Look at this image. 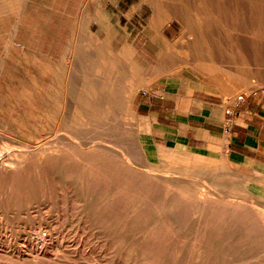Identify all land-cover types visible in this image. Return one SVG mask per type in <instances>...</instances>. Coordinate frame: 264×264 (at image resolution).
<instances>
[{
	"label": "rangeland",
	"instance_id": "1",
	"mask_svg": "<svg viewBox=\"0 0 264 264\" xmlns=\"http://www.w3.org/2000/svg\"><path fill=\"white\" fill-rule=\"evenodd\" d=\"M95 1L97 2L95 3ZM95 1L93 0L91 2V0H83V1L82 0H25V3L23 4V0H20V2L19 0L18 1L0 0V13L3 14L12 13L11 16L0 18V57L2 58V59L0 58V130H2L1 132L4 133L5 135V137H3V139L5 140L2 139L3 141L2 147L4 146L3 147L4 149L8 148V150L6 149L7 156H12L11 152L17 150L21 146L19 140L22 141L24 140L23 142L33 141L38 145H42V146L45 145V147H47V144H49L48 146L53 152H55L56 149H61V152L62 153L64 152V154H61L60 150H58L56 151L58 155L53 158L54 160L52 159L49 163H46L45 166L43 163L40 165L42 167L43 172H45L48 175H52L54 177L56 183L53 187L55 188V191L58 193H59V189L64 187V185L62 184V180L65 182L70 181L72 185L69 184V187L71 188L76 187V189L78 190L80 188L83 191H85L87 188L97 189L95 185L87 186L83 184L80 187V185H78L79 183L77 182L79 180V176L83 174V178H82L83 181L84 179H87V174L89 171L86 168H89V166H90L89 169L93 170L94 172L97 171L98 173L99 171L100 173L108 172L106 168H103L101 166V164H105L108 159L118 160L119 151H120L119 147H122L125 150L127 148L129 150V160L133 167V171H134L133 173L135 174L142 172L141 167L146 162L150 164H155L154 163L155 158H159L160 165H156V166L160 168H162L163 166L164 168H166L170 164L169 162L171 161H178L181 164H184L185 163L184 161H190V160H199V161L208 162L210 163L211 167L205 168L201 174L204 175L206 172H211L212 177H216L215 174L216 175L218 174V176L223 174L221 173L222 171H219V165H223L224 167L226 166L223 172L224 173L229 172L228 173L229 177L227 176V178H229V181H231L233 177H236L238 179V180L236 179L238 183L230 185V184H224V182H222L219 185L212 186L211 184L208 185L206 183V179L204 177H199L196 179V183L184 182L175 187L171 185L168 186L169 188L177 189L178 191L182 192L181 194L182 196L185 194L184 197H189V198L195 196L196 194L195 191L199 188L200 189L209 188L213 190L215 189L217 193L229 189L230 190L237 189L239 190L238 193L232 194V196L237 198L239 197L244 198V200H241L239 202L241 206L245 207L244 221L251 220L252 222H257V223L262 222L261 225H264L263 223L264 222V167H257V165H253V164L248 165L249 162L248 163L233 162L228 158H226V156L225 157L223 156L214 157V156H205V155L199 156L196 154H192L191 152L192 150L186 151L182 149L179 150V149L161 148L160 146L154 144L150 139V137H148L143 132V130L139 128V124H138L139 114L137 113L138 102L142 97L141 93L144 90H146L142 85H144L145 83H149L147 84V86H149L150 84L162 83L166 80L167 81L177 80V82L180 83L179 85H184V87L186 86L187 88L188 86L191 87V94L189 95H192L194 97L205 95L206 99L217 100V101H220L224 98V101L222 100L223 102L222 106L224 105L226 100L229 99L234 100L236 97L233 96H236V94L237 96H239L240 92L242 91L244 94V89H248L247 87H250V85L252 87L257 85L256 86L257 90L256 92H254L255 95L252 94L250 96L252 98L250 99L257 98L262 102V104H264V84H261L264 81V50H263L264 43L262 41L264 40V37H262L264 36V23H263L264 0L261 1L252 0L253 3L249 2L250 0H240V1L229 0L228 2L232 3V4L230 3V6L227 0H222V3L221 0L218 1L213 0L214 2L212 0H209L208 3H207L208 0H205L207 4L205 3V1H203L204 3L203 5H201L202 9H204L205 11L201 10L200 0H191V1L187 0V2L185 0V3L183 0H179V1L173 0L174 1L173 9L171 8L172 6H170L168 10L166 9V13H164L165 15H161L162 12L160 11L158 12L161 14L157 15L158 13L156 12L157 10L155 9L153 10L148 0L145 1L95 0ZM168 1L172 2V0H168ZM215 1L219 5H217ZM223 1L225 2V5H227L224 7L225 9L222 8V5L224 3ZM242 1H244L243 5L241 3ZM181 2L183 4H181ZM189 2L192 4H190ZM194 2L197 4V7L194 6L195 4ZM211 2H213V5ZM175 3L177 4L175 5ZM187 3H189L190 5ZM82 4H85L83 6L84 9H82L81 7ZM98 4L100 5L99 7ZM179 4L183 5V7L180 6ZM233 4H236L234 6H236L237 9L236 7L233 6ZM246 4L248 5L250 4L249 6L252 7L249 8V6H247ZM13 5L16 6L15 7L16 11L6 10L7 7ZM215 5H217L218 8L214 7ZM184 6L187 7L186 9L188 12L186 11ZM199 6L200 9L198 8ZM253 6H255L254 7L255 9L253 8ZM195 7L198 9L194 10L196 9ZM260 7L262 10L260 9ZM179 9H180V14H174V12L179 13ZM216 9L217 10L220 9V10L216 11ZM81 10L83 11L82 14L84 13L83 16L85 18L88 16L89 18L87 17L88 19L86 18L85 20V18L82 16L83 18H81L80 20L83 19L82 20L83 23L80 22L79 25L81 24L82 25L79 26L80 29L77 28L79 32L76 30V32L74 33V37L76 36L77 39L75 38L73 40L72 35L74 31L75 18L79 16ZM171 10H173V12H171ZM212 10L214 11L213 14H212ZM250 10L252 14H248ZM254 10H257L258 12L257 11L253 12ZM16 12L17 14L20 13V15L24 13V16L19 15L17 17L13 15L16 14ZM181 12H184V14ZM168 13L170 14L173 13L174 15L172 14L171 18L172 17L175 18H172V20L170 21L169 20L170 17H168L169 15ZM217 13H219V15H217ZM181 14H182V18H181ZM207 14L208 16H206ZM249 15L251 16V20H249L250 19ZM151 16H153L154 18ZM162 16L163 18L168 17V20L165 18V21L168 22L163 27V33L165 34L163 35L165 37L163 40L153 41L150 37L151 36L150 28L153 26L156 19L160 17L162 18ZM201 18L203 20V23L201 24L202 29L201 26L200 28L196 27L198 23L202 22L201 20L199 21V19ZM258 20H261V22L259 21L260 22L259 23ZM68 21L70 22V24H67ZM253 21L256 23H254ZM211 22H214V24ZM209 23H211L212 25L211 28ZM150 24L152 26H150ZM14 25H16L17 29L15 28ZM223 25H225V28L227 29L223 30L224 28ZM215 26L216 27L218 26V28H216ZM257 27L261 29H258ZM13 28H15L14 30L15 33L14 32L11 33ZM207 28L208 29L210 28L209 29L210 31ZM108 29L110 30L108 31ZM33 31H35V37L38 35L37 36L38 38L36 37L34 42H33V35H34ZM77 32L80 33L81 36L80 34L78 35ZM196 32L199 34H197ZM200 32L203 33L201 34ZM255 33H257L258 35ZM82 34L85 38L82 36ZM89 34H93L94 36ZM107 35L108 37L110 35V37L107 38ZM112 36L115 38H112ZM193 39L194 40L196 39L195 42L198 40L197 41L198 43L192 42ZM199 39L201 43L199 42ZM257 39H259L263 44L262 43L260 44V41ZM90 40H91L90 42L91 44L89 43ZM97 40L99 42H97ZM254 40L257 41L255 42ZM10 41H12V43ZM85 41H87L86 42L87 44L85 43ZM176 41L178 44L176 43ZM101 42H103V44ZM172 42L173 43L175 42V44H173ZM99 43H101L103 46L101 44L99 46L98 45ZM188 43L191 45L193 44V46L195 45V47L193 46L190 47L191 45H188ZM89 44L92 46H90ZM181 44H184L185 46L184 45L181 46ZM74 45H77L76 46V48H78L77 50L74 47ZM83 45L84 46L87 45V46L84 47ZM88 45L90 46V49L88 48L89 47ZM95 45H98V47L101 48L100 49L101 51L100 50L99 51L102 52L105 56L100 52L98 53L97 50L99 48L97 46L96 48H94ZM175 45L178 46L175 47ZM197 45L199 46V49ZM203 45L205 46L204 48ZM261 45L263 46L261 47ZM5 46L6 47L8 46L7 48L8 50L4 48ZM81 46L87 49H83ZM168 47H169V52H168ZM170 48L173 50H170ZM175 48L176 49L178 48L179 51L177 50L178 52H175L176 51ZM73 49L75 50L76 53L74 52ZM131 49L133 50L134 55L136 53L135 56L134 55L132 56V51H130ZM87 50L88 52H86ZM71 51H73L74 54L78 53L77 56L76 55L74 56L73 52ZM109 51L110 53L111 52L113 53V57L118 58L119 60L118 63H114L112 59L105 58L107 57V55H110ZM117 51L119 53H117ZM182 51L183 52L188 51L186 52L187 55L189 51L191 52L189 56L182 55L191 58L192 61L190 59L189 60V62L191 61L190 63L189 62L187 63V61L181 62V60L177 58L178 57L177 54L179 52L182 53ZM6 52L7 54L8 53L9 54L7 55ZM126 52L129 53L127 54ZM181 53L179 54L181 55ZM193 53L195 55H197L198 53V55L197 56L191 55ZM199 53H201L202 55ZM208 53H210L211 55ZM118 54L119 56H122V58H119ZM158 54H160V56ZM79 55H81V57ZM93 55L96 56L94 57ZM175 55L176 57H174ZM203 55L205 56V58L201 57ZM4 56L5 58H3ZM74 57L75 58L78 57L77 59L79 58L80 59L75 60ZM129 57L132 59L136 58V61L137 60L138 61L133 64ZM200 57L202 61L200 60ZM193 58H196V60L195 59L193 60ZM244 58L246 61H244ZM67 59L69 61H67ZM121 59L126 60V62H124L125 64H123V61ZM161 59L163 61H160ZM177 59L180 61L181 64L178 63ZM101 60H103L104 63L101 62ZM64 61H67V64ZM108 61L110 62L111 65L114 63L113 67L109 63L107 65ZM194 61L195 63H192ZM185 62L187 64H185ZM197 62L200 63L199 65L203 69L197 67L198 66L196 65ZM209 62H211V64L213 65L211 66ZM100 68L102 69L100 70ZM128 68L129 69L131 68L133 73L132 72L129 73ZM33 70L35 71L33 72ZM69 70H71V72ZM133 70L136 71V77L138 75V77L140 76L139 78L141 79L146 78V80L149 81L146 82V80L144 79H143L144 83L142 80L140 81L139 78L135 77ZM245 70L247 72H245ZM100 72H102L103 74ZM113 72H115V75ZM211 72H213V74H211ZM116 74L118 77L116 76ZM244 74L246 76H244ZM68 75L69 77H67ZM217 75L221 79H217L218 77ZM249 75L250 76L252 75L251 76L252 79ZM97 76H99L98 79H96ZM226 77L231 79V81L232 80L233 81L229 83ZM244 77L245 80H247L248 82L250 80L249 83L248 82L246 83L245 81L246 86L244 85ZM131 79L133 84L132 82L128 83ZM224 79H226V81ZM138 80L142 83H140ZM223 80L224 82H222ZM254 81L256 84L255 83L253 84ZM126 82L128 84H126ZM225 82H227V84L230 85H227ZM136 83L139 85V87ZM231 83L233 87L231 86ZM224 84L230 87L226 89ZM247 84L249 85L247 86ZM129 85H132V87H134L135 89L133 93L134 96L132 95V98L129 97L128 95L129 90L127 87L131 88V86ZM49 87L51 88L52 91L49 89ZM233 88L235 89V91H233L234 90ZM239 88L240 89L244 88V89L240 91ZM27 89L30 91H28ZM30 93L32 94L30 95ZM48 93L50 94V96H47ZM88 94L92 96V98L91 97L87 99L84 98V97H88L89 96ZM222 94H226V95L229 94V95L226 96ZM243 94L241 93L240 95ZM123 95L124 96L126 95L125 98ZM230 95L231 97H229ZM24 96L26 97V99ZM95 97L97 99H95ZM122 97L124 100L122 99ZM129 98L133 100L131 99L129 100ZM88 100L90 103L88 102ZM128 100L130 102H128ZM247 100L243 102L244 108L246 107ZM94 101L96 102L93 104ZM27 102L29 103L27 104ZM44 102H47V104H45ZM85 102H86L85 104L86 106L84 105ZM127 102L130 105H127L128 104ZM231 102L232 100L229 101L230 104ZM243 103H241L237 107H233L232 110H230L231 112L230 116L236 114L242 107ZM87 104L89 106H87ZM91 104L93 107L91 106ZM126 106H128V109L125 110V108H127ZM92 109L93 110L95 109L94 110L95 112L92 113L93 111ZM226 109L229 108H224V111H226ZM38 110L40 111L38 112ZM103 111H106L108 114L104 113ZM125 111L126 112L128 111L126 116L124 114H121L122 112L124 113ZM37 114L38 115L40 114L41 116L40 115L38 116ZM92 114H95V119L93 117L94 115ZM129 115H131V117ZM123 116L125 117V119L123 118ZM225 116L228 115L226 114ZM230 116H228V118H226L225 120L227 123H232V120H229ZM128 117H130L129 118L130 121ZM118 133H120V135ZM121 135L122 137H120ZM22 141L20 142L23 143ZM7 145H9V147ZM105 145L106 146L109 145L107 147L111 146L110 150L113 153V155H108L107 157L106 155H104V153H101L102 152L101 149L105 148ZM98 147L100 148L101 151L99 150ZM87 149H92V150L86 151ZM140 150L141 152L142 150L144 152H146L147 150L151 151L152 155L150 156L149 160L145 161L144 153L141 154ZM66 153L68 154L66 155ZM14 154H16V152ZM60 154L62 156H60ZM88 154L91 156H89ZM77 155L79 158L77 157ZM60 158L62 162L60 161ZM63 159L65 160L63 161ZM80 159H83V161H79ZM82 163L85 164L87 167L84 168ZM214 164L216 165L213 166ZM46 165L47 166L49 165V169ZM63 165L64 167L65 166L66 167L64 168ZM217 167L218 169L216 170ZM32 169L35 170L34 167H32L31 170ZM69 172L71 173L67 174V177L69 175L73 178L72 180L71 179L68 180L70 178L68 177L66 181L63 179V175ZM120 172H122V170L118 169V174H120ZM223 175H222L223 180L220 177H217V179L224 181ZM184 178L188 179L189 177L188 175H185ZM121 179L122 178H120V182L118 185L115 183L116 188L123 187L122 185L123 180ZM134 181H136L135 177H134ZM136 186L138 185L136 184ZM141 188L145 189L146 186ZM187 191H189V194H186ZM167 194H171V193L167 192L163 194H158V196L159 195L162 196V199L165 202L164 204L170 205L176 200L174 199V197ZM218 195L224 196L223 194H218ZM212 197H216V196L212 195ZM245 198L247 199L245 200ZM178 202L187 203L186 200L185 201L179 200ZM189 203L194 204V207L191 211L184 209L185 212L187 213H202V212L210 213V211L212 212L215 211L212 209L213 207L216 206V204L229 205L227 204V202L220 203L215 201H210L207 203L195 201ZM231 203L237 204L238 202L232 201ZM85 204L93 205L95 203H93V201L90 199L87 200ZM203 205H207V206L209 205V209L206 208L203 209ZM61 212L62 209H60V207L58 206L56 199L50 197L48 198L45 194L43 195L41 192L34 193L32 199L31 198H25L20 200L17 199V201L15 202V206H12V204L9 205L4 220V227H5V237L3 238L4 257L2 262H0V264H31V263L47 264L48 260H49L48 262L49 264L50 263L51 264H67V263L68 264H128L130 259L131 261L133 260V256L131 257V256H119L114 254H108V252L105 249L111 246V243L115 242L114 240L111 239L112 237L106 238L105 236H100V235L98 236L97 233L98 231L97 232L95 231L96 226L92 225L89 222L86 223L84 222V220H79V217H77L78 220L77 218L73 219L71 218V216L68 217L67 215L65 218H61L60 216ZM179 212L181 214L185 213L183 211H179ZM229 212H232V210H230ZM52 214L57 215V218H55L54 221L52 220L50 221L47 219V216H50ZM191 215L188 216V218L184 216L182 220L189 222H199L202 220L204 221L210 219L213 220V218H207V217L197 218V216L195 217V215L192 216ZM231 219H235V218H231ZM225 220H228V218L226 217ZM82 225L84 226V228ZM40 228L49 229V232L51 233L50 237L46 239L44 238L45 240L44 239L41 240L42 238H39L38 236L36 238L33 232H35V230L37 231ZM249 236H256V233L254 234L252 233ZM257 237L260 239L259 240L260 245L258 249L260 256L258 260L261 262V264H264V226L261 227L260 230L257 232ZM258 251L251 250L250 252L254 254ZM46 252L47 254H45ZM36 254L38 255V257H36L37 256ZM41 255L42 257H40ZM51 259H53L54 261ZM55 259H57V261L60 263H58Z\"/></svg>",
	"mask_w": 264,
	"mask_h": 264
},
{
	"label": "bare ground",
	"instance_id": "2",
	"mask_svg": "<svg viewBox=\"0 0 264 264\" xmlns=\"http://www.w3.org/2000/svg\"><path fill=\"white\" fill-rule=\"evenodd\" d=\"M16 1V0H15ZM18 1V0H17ZM25 3V0H23ZM83 1V0H82ZM93 0H91L92 2ZM95 1V0H94ZM100 1V0H99ZM145 1V0H142ZM150 2V5L152 6L153 10H157L156 12L160 11L161 13H157V15H165L164 13H166V9L168 10V8L170 6H172L171 8L173 9V5H174V1L172 0V2L168 1V0H148ZM179 1V0H178ZM185 3V0H183ZM182 1V2H183ZM191 1V0H188ZM203 1L205 0H200V6L203 5ZM213 1V0H212ZM218 1V0H216ZM215 1V3H216ZM229 0H227L228 2ZM240 1V0H239ZM254 1V0H253ZM252 0H250L249 2L253 3ZM258 1V0H257ZM261 1V0H260ZM12 2V1H11ZM20 2V0H19ZM97 1H95L96 3ZM181 2V4H183ZM187 2V0H186ZM209 2V0L207 1V3ZM214 2V1H213ZM213 2L212 5H213ZM220 2V1H219ZM224 2V1H223ZM238 2V1H237ZM242 1V5H243ZM256 2V1H255ZM254 2V3H255ZM10 3V2H9ZM124 3V2H123ZM190 3V2H189ZM187 3V4H189ZM195 3V2H194ZM206 3V1H205ZM206 3V4H207ZM210 3V4H211ZM214 3V4H215ZM222 3V0H221ZM229 3V2H228ZM231 3V2H230ZM229 3V6H230ZM235 3V2H234ZM263 3V2H262ZM261 3V4H262ZM12 4V3H11ZM22 4V1H21ZM177 3H175L176 5ZM179 4L180 6L183 7V5ZM192 4V3H190ZM189 4V5H190ZM196 4V3H195ZM194 6L197 7V4ZM217 5H219L218 3H216ZM232 4V3H231ZM239 4V3H238ZM245 4V3H244ZM33 5V4H32ZM85 4H82V9L83 6ZM140 5V4H139ZM138 5V6H139ZM178 5V6H179ZM188 5V6H189ZM211 5V6H212ZM217 5H215L214 7L218 8ZM222 5V4H220ZM224 5V6H223ZM222 8H224L225 6V2L223 3ZM236 4H233V6ZM247 6H249L248 4H246ZM254 5V4H253ZM258 5V2H257ZM260 5V4H259ZM264 5V4H263ZM34 6V5H33ZM32 6V7H33ZM100 5L98 4V7ZM186 6V5H185ZM184 6V7H185ZM200 6L198 7L200 9ZM208 6V5H207ZM228 6V7H229ZM245 6V5H244ZM261 6V5H260ZM22 7V6H21ZM24 7V6H23ZM28 7V6H26ZM175 7V6H174ZM193 7V6H192ZM195 7V8H196ZM209 7V6H208ZM236 7V6H234ZM243 7V6H242ZM246 7V6H245ZM252 6H249V8ZM255 6H253L254 8ZM258 7V6H257ZM140 8V7H139ZM187 7H185L186 9ZM198 8L194 9L197 10ZM221 8V11H222ZM31 9V8H30ZM34 9V8H33ZM146 9V8H145ZM175 9V8H174ZM183 9V10H185ZM208 9V8H205ZM225 9V8H224ZM223 9V10H224ZM237 9V7H236ZM243 9V8H242ZM245 9V8H244ZM255 9V8H254ZM261 9V7H260ZM259 9V11H260ZM35 10V9H34ZM192 10V9H191ZM201 10L202 6H201ZM220 10V9H219ZM216 9V11H219ZM227 10V9H226ZM262 10V9H261ZM77 11V10H76ZM170 11V10H169ZM175 11V10H174ZM187 11V9H186ZM200 11V10H199ZM205 11V10H204ZM208 11V10H207ZM215 11V13H216ZM225 11V10H224ZM246 11V10H245ZM244 11V12H245ZM257 10H254L253 12H255ZM264 11V10H263ZM23 12V10H22ZM38 12V11H37ZM82 10L79 13V16L75 18V24H74V31H73V35H72V39L74 40L76 38V36L74 37V33L76 32L77 28H79L80 22H82V20H80L81 18H83L84 13L82 14ZM171 12H173V10H171ZM178 12V11H177ZM188 12V11H187ZM192 12V11H189ZM197 12V11H196ZM213 10H212V14H213ZM243 12V11H242ZM258 12V11H257ZM17 13V12H16ZM77 13V12H76ZM98 13V12H96ZM100 13V12H99ZM184 14V12H181ZM214 13V14H215ZM222 13V12H220ZM262 13V12H261ZM20 14V13H19ZM44 14V13H43ZM168 17H170V21L172 20L171 15L168 13ZM174 14H180V9H179V13H175ZM173 14V15H174ZM187 14V13H186ZM185 14V16H186ZM194 14V13H193ZM202 14V13H201ZM245 14V13H244ZM248 14H252L251 10ZM7 15V14H6ZM16 15V14H15ZM45 15V14H44ZM70 15V14H69ZM86 15V14H85ZM98 15V14H96ZM167 15V14H166ZM189 15V14H188ZM210 15V14H209ZM217 15H219V13H217ZM254 15V13H253ZM252 15V16H253ZM17 16V15H16ZM83 16V17H82ZM202 16V15H201ZM208 16V14L206 15ZM245 16V15H244ZM247 16V15H246ZM250 16V15H249ZM88 17V16H87ZM86 17V18H87ZM153 17V16H151ZM168 17H164L162 16V18H157L155 23L153 24V26L150 24V26H152L150 28L151 30V39L154 41H160L164 39V33H163V27L166 25V23L168 21H165V18L168 20ZM179 17V16H178ZM210 17V16H209ZM208 17V18H209ZM254 17V16H253ZM260 17V15H259ZM16 18V17H15ZM85 18V17H84ZM85 18V20H86ZM89 18V17H88ZM87 18V19H88ZM154 18V17H153ZM180 18V17H179ZM178 18V21H179ZM181 18H182V14H181ZM198 18V17H197ZM211 18V17H210ZM93 19V18H92ZM91 19V20H92ZM105 19V18H103ZM152 19V18H151ZM256 19V18H255ZM259 19V18H258ZM71 20V19H70ZM192 20V19H191ZM196 20V19H194ZM202 21L200 23L197 24V28L202 29V23L203 20L202 18L199 19V21ZM219 20V19H218ZM217 20V21H218ZM251 20V16L250 19ZM262 20V18H261ZM261 20H258V22ZM183 21V20H182ZM198 21V20H197ZM210 21V20H209ZM215 21V20H214ZM216 21V22H217ZM256 21V20H254ZM253 21V22H254ZM264 21V20H263ZM14 22V21H13ZM89 22V20H88ZM191 22V21H190ZM259 22V23H260ZM83 23V22H82ZM85 23V21H84ZM91 23V22H90ZM88 23V24H90ZM93 23V22H92ZM214 24V22H211ZM211 23L210 24V28H211ZM256 23V22H254ZM264 23V22H263ZM14 24V23H13ZM67 24H70V22L68 21ZM96 24V23H95ZM86 25V23H85ZM168 25V24H167ZM193 25V23H192ZM199 25V26H198ZM220 25V24H218ZM16 28V25H14ZM13 26V27H14ZM70 26V25H69ZM72 26V24H71ZM149 26V27H150ZM189 26V25H188ZM194 26V27H195ZM224 29L225 25H223ZM192 27V26H191ZM190 27V29H191ZM216 27V26H215ZM260 27V26H259ZM15 28H13V30L11 31V33L14 32ZM209 28V29H210ZM213 28V27H212ZM218 28V26L216 27ZM258 28V27H257ZM17 29V28H16ZM82 29V28H81ZM165 29V28H164ZM189 29V30H190ZM193 29V28H192ZM208 29V28H207ZM208 29V30H209ZM221 29V28H220ZM261 29V28H258ZM257 29V30H258ZM110 29H108L109 31ZM204 30V28H203ZM206 30V29H205ZM78 31V30H77ZM81 31V30H80ZM198 31V30H197ZM202 31V30H201ZM210 31V30H209ZM207 31V32H209ZM259 31V30H258ZM262 31V30H261ZM2 32V31H1ZM79 32V31H78ZM77 34L79 35L80 33ZM85 32V31H84ZM89 32V31H87ZM10 33V32H9ZM15 33V32H14ZM69 33V32H68ZM105 33V32H104ZM197 33V32H196ZM201 34L203 32H200ZM88 34V33H86ZM164 34V35H163ZM168 34V33H167ZM199 34V33H197ZM257 34V33H255ZM254 34V35H255ZM261 34V33H260ZM263 34V33H262ZM89 35H93V34H89ZM253 35V33H252ZM258 35V34H257ZM9 36V35H8ZM14 36V35H13ZM69 36V35H68ZM81 36V34H80ZM83 36V34H82ZM94 36V35H93ZM201 36V35H200ZM256 36V35H255ZM84 37V36H83ZM91 37V36H90ZM106 37V36H105ZM110 37V35H109ZM107 35V38H109ZM119 37V36H118ZM117 37V38H118ZM204 37V36H203ZM260 37V36H258ZM264 37V36H262ZM9 38V37H8ZM68 38V37H67ZM85 38V37H84ZM87 38V36H86ZM96 38V37H95ZM104 38V37H103ZM112 38H115L112 36ZM199 38V37H198ZM202 38V37H201ZM254 38V37H253ZM22 39V38H21ZM77 39V38H76ZM81 39V38H80ZM98 39V38H97ZM105 39V38H104ZM124 39V38H123ZM166 39V38H165ZM169 39V38H168ZM252 39V38H251ZM260 39V38H259ZM257 39V40H259ZM263 39V38H262ZM261 39V40H262ZM10 40V39H9ZM13 40V39H12ZM68 40V39H67ZM79 40V38H78ZM93 40V39H92ZM103 40V39H102ZM107 40V39H106ZM110 40V39H109ZM196 40V39H195ZM195 40L193 39L192 42H195ZM206 40V38H205ZM256 40V41H257ZM101 41V40H100ZM112 41V40H111ZM172 41V40H171ZM198 41V40H197ZM195 43H198V42ZM255 41V40H254ZM255 41V42H256ZM260 41V40H259ZM264 43V40H262ZM7 42V41H6ZM12 43V41H10ZM66 42V41H65ZM69 42V41H68ZM87 41H85L86 43ZM91 42V40L89 41V43ZM94 42V41H93ZM92 42V43H93ZM97 42H99L97 40ZM96 42V44H97ZM104 42V41H103ZM103 42H101L103 44ZM107 42V41H106ZM149 42V41H148ZM147 42V43H148ZM199 42L201 43L200 39ZM254 42V43H255ZM99 43L98 45L100 46ZM146 43V44H147ZM173 43V42H172ZM177 43V41H176ZM191 43V41H190ZM262 42L260 41V44ZM262 43V44H263ZM10 44V43H9ZM79 44V43H78ZM82 44V43H81ZM87 44V43H86ZM91 44V43H90ZM89 44V45H90ZM95 44V43H94ZM101 44V45H102ZM107 44V43H106ZM105 44V45H106ZM149 44V43H148ZM151 44V43H150ZM166 44V43H165ZM168 44V43H167ZM175 44V42L173 43ZM178 44V43H177ZM185 44V43H184ZM184 44H181L184 45ZM205 44V43H204ZM211 44V43H210ZM6 45V43H5ZM73 45V44H72ZM80 45V44H79ZM88 45V46H89ZM98 45H95L94 48H96V46L98 47ZM153 45V44H152ZM188 45H191L188 43ZM199 45V44H198ZM197 45V46H198ZM77 45H74V47L76 48ZM84 46V45H83ZM87 46V45H85ZM84 46V47H85ZM92 46V45H90ZM90 46L88 47L90 49ZM103 46V45H102ZM108 46V45H107ZM145 46V45H144ZM147 46V45H146ZM174 46V45H173ZM178 46V45H177ZM175 45V47H177ZM180 46V47H181ZM185 46V45H184ZM193 44L190 46L192 47ZM202 46V45H201ZM257 46V45H256ZM263 45H261L262 47ZM82 47V46H81ZM167 47V46H166ZM189 47V46H188ZM195 47V45L193 46ZM205 46L203 45V48ZM4 48H8V46L4 47ZM67 48V47H65ZM83 48V47H82ZM93 48V49H94ZM99 48V47H98ZM108 48V47H107ZM128 48V47H127ZM148 48V47H147ZM157 48V47H156ZM174 48V47H173ZM208 48V47H207ZM254 48V47H253ZM258 48V47H257ZM69 49V48H68ZM78 48H76L77 50ZM83 49H87V48H83ZM88 49V50H89ZM92 49V48H91ZM101 48H99L97 51L98 53L101 51ZM106 49V47H105ZM109 49V48H108ZM152 49V48H151ZM176 49V48H175ZM199 49V46H198ZM197 49V50H198ZM209 49V48H208ZM8 50V49H7ZM12 50V49H11ZM10 50V51H11ZM39 50V49H38ZM74 50V49H73ZM82 50V49H81ZM88 50L86 52H88ZM100 50V51H99ZM125 50V49H123ZM170 50H173L170 48ZM178 48L176 49L175 52L177 51ZM186 50V49H183ZM264 50V49H263ZM9 51V52H10ZM16 51V50H15ZM79 51V50H78ZM128 51V49H127ZM130 51H132V56L134 55L133 50L131 49ZM162 51V50H161ZM181 51V50H180ZM4 52V51H3ZM25 52V51H23ZM73 52V51H71ZM75 52V50H74ZM73 52V54H74ZM125 52V51H124ZM136 52V50H135ZM168 52H169V47H168ZM173 52V51H172ZM185 51L181 53V55L178 53L177 54V58L181 60V62L183 61H187V63L189 62V60L191 58L186 57V56H182V55H187ZM199 52V51H198ZM2 53V52H1ZM16 53V52H15ZM76 53V52H75ZM90 53V52H89ZM93 53V52H91ZM102 53V52H100ZM110 53V51H109ZM108 53V54H109ZM112 53V52H111ZM110 53V55H111ZM117 53H119L117 51ZM123 53V52H122ZM127 53V52H126ZM129 53V52H128ZM127 53V54H128ZM131 53V52H130ZM174 53V52H173ZM190 51L188 53L187 56L190 55ZM195 53V52H194ZM191 54V55H195V54ZM202 53V51H201ZM199 53V54H201ZM7 54V52H6ZM9 54V53H8ZM7 54V55H8ZM13 54V53H11ZM40 54V53H39ZM72 54V53H71ZM78 54V53H77ZM77 54H74V56ZM103 54V53H102ZM138 54V53H137ZM162 54V53H161ZM176 54V53H175ZM210 54V53H208ZM23 55V54H22ZM30 55V54H29ZM33 55V54H32ZM35 55V54H34ZM70 55V54H69ZM97 55V54H96ZM95 55V56H96ZM104 55V54H103ZM107 55V59H112L114 61V63H118V58L113 57V53L112 55ZM136 55V53H135ZM134 55V56H135ZM140 55V54H139ZM138 55V56H139ZM160 56V54H158ZM171 55V53H170ZM198 55V53H197ZM195 55V56H197ZM202 55V54H201ZM211 55V54H210ZM37 56V55H36ZM81 57V55H79ZM94 56V55H93ZM94 56V57H95ZM105 56V55H104ZM102 56V57H104ZM119 56V54H118ZM117 56V57H118ZM127 56V55H125ZM141 56V55H140ZM209 56V55H207ZM206 56V57H207ZM11 57V56H10ZM9 57V58H10ZM30 57V56H29ZM41 57V56H40ZM63 57V56H62ZM73 57V55H72ZM99 57V56H98ZM97 57V58H98ZM176 57V55L174 56ZM193 57V56H192ZM204 57L205 56H201ZM200 57V60H201ZM1 58V57H0ZM5 58V56L3 57ZM8 58V59H9ZM31 58V57H30ZM69 58V57H68ZM75 58V57H74ZM78 58V57H77ZM75 58V60H79ZM83 58V57H82ZM101 58V57H100ZM119 58H122V56H119ZM130 58V57H129ZM145 58V57H144ZM147 58V57H146ZM162 58V55H161ZM189 58V59H188ZM197 58V57H196ZM196 58H193V60ZM199 58V56H198ZM211 58V57H210ZM2 59V58H1ZM12 59V58H11ZM10 59V60H11ZM17 59V58H16ZM25 59V58H23ZM61 59V58H60ZM65 59V58H64ZM93 59V58H92ZM160 59V57H159ZM165 59V58H164ZM177 59V60H178ZM203 59V58H202ZM36 60V59H35ZM85 60V59H84ZM94 60V59H93ZM96 60V58H95ZM122 60V59H121ZM130 60L132 61V63L134 64L136 61V58H130ZM167 60V59H166ZM169 60V59H168ZM173 60V59H172ZM176 60V59H175ZM174 60V61H175ZM198 60V59H197ZM199 60V61H200ZM206 60V59H204ZM203 60V61H204ZM208 60V59H207ZM211 60V59H210ZM27 61V60H26ZM59 61V60H58ZM67 61H69L67 59ZM67 61H64L67 64ZM72 61V60H71ZM123 64H125L124 62H126V60H122ZM160 61H163L162 59ZM192 61V59H191ZM190 61V62H191ZM202 61V60H201ZM244 61L245 58H244ZM3 62V60H2ZM34 62V61H33ZM101 62H103V60H101ZM189 62V63H190ZM212 62V61H211ZM211 62H209L211 64ZM59 63V62H58ZM104 63V62H103ZM110 64V62H107ZM112 63V62H111ZM113 63V64H114ZM122 63V62H121ZM128 63V62H127ZM178 63H180V61L178 60ZM185 62V64H187ZM192 63H195L192 62ZM191 63V64H192ZM213 63V62H212ZM20 64V63H19ZM51 64V63H50ZM73 64V63H72ZM113 64L111 65L113 67ZM181 64V63H180ZM200 63H196V65H198L197 67L199 68ZM206 64V63H205ZM208 64V63H207ZM31 65V64H30ZM40 65V64H39ZM52 65V64H51ZM58 65V64H57ZM71 65V64H70ZM104 65V64H103ZM121 65V64H120ZM129 65V64H128ZM195 65V66H196ZM204 65V64H203ZM202 65V66H203ZM209 65V64H208ZM213 64H211L212 66ZM29 66V65H28ZM46 66V65H45ZM115 66V65H114ZM122 66V65H121ZM207 66V65H206ZM210 66V65H209ZM210 66V67H211ZM104 67V66H103ZM180 67V66H178ZM23 68V67H22ZM25 68V67H24ZM47 68V67H46ZM45 68V69H46ZM70 68V67H68ZM123 68V67H122ZM213 68V67H212ZM27 69V67H26ZM29 69V68H28ZM37 69V68H36ZM40 69V68H39ZM102 68H100L101 70ZM129 69V68H128ZM131 69V68H130ZM128 70L129 73L132 72L131 70ZM200 69H203L200 67ZM206 69V67H205ZM211 69V68H210ZM214 69V68H213ZM245 69V68H244ZM57 70V69H56ZM55 70V71H56ZM67 70V69H66ZM212 70V69H211ZM35 70H33L34 72ZM47 71V70H46ZM51 71V70H50ZM71 72V70H69ZM134 71V70H133ZM29 72V71H27ZM103 72V71H102ZM100 72V73H102ZM117 72V71H115ZM115 72L114 75H115ZM148 72V71H146ZM206 72V71H205ZM209 72V71H207ZM214 72V71H213ZM213 72H211V74H213ZM217 72V71H216ZM245 72H247L245 70ZM37 73V72H36ZM35 73V74H36ZM49 73V72H48ZM56 73V72H55ZM104 73V72H103ZM102 73V74H103ZM121 73V72H120ZM133 73V72H132ZM138 73V72H137ZM220 73V72H218ZM9 74V73H8ZM33 74V73H32ZM31 74V75H32ZM51 74V72H50ZM67 74V73H66ZM96 74V73H95ZM99 74V73H98ZM97 74V75H98ZM147 74V73H146ZM210 74V73H209ZM250 74V73H248ZM38 75V74H37ZM100 75V74H99ZM131 75V74H130ZM134 75L136 77V71H134ZM132 75V76H134ZM140 75V73H139ZM254 75V74H252ZM251 75V76H252ZM117 76V74H116ZM115 76V77H116ZM131 76V77H132ZM142 76V75H141ZM218 76V75H217ZM244 76H246L244 74ZM250 76V75H249ZM250 76V77H251ZM41 77V76H40ZM39 77V78H40ZM57 77V76H55ZM69 77V75L67 76ZM99 76H97L96 79H98ZM118 77V76H117ZM116 77V78H117ZM130 77V76H128ZM140 77V76H139ZM138 75L136 78H139ZM143 77V76H142ZM148 77V76H147ZM259 77V76H258ZM263 77V76H262ZM134 78V77H133ZM135 78V79H136ZM225 78V77H223ZM222 78V79H223ZM227 78V77H226ZM261 78V77H260ZM259 78V80H260ZM144 78H139V80L143 81L146 80V78L143 80ZM152 79V78H149ZM217 79H221L219 78V76L217 77ZM216 79V80H217ZM252 79V77H251ZM258 79V78H256ZM57 80V79H56ZM138 80V81H139ZM226 81V79H224ZM224 80L222 82H224ZM249 80V78H248ZM263 80V79H262ZM137 81V83H138ZM139 81V82H140ZM149 81V80H148ZM146 80V82H148ZM189 81V80H188ZM221 81V80H220ZM227 81L230 83L232 82L231 79L227 78ZM235 81V80H234ZM248 82L247 80H245L244 77V85L246 86V83ZM35 82V81H34ZM132 79L128 82L131 83ZM250 82V80H249ZM248 82V83H249ZM126 82V84H128ZM136 83V84H137ZM142 83V82H140ZM151 83V82H150ZM190 83V82H189ZM227 84V82H225ZM255 83V81L253 82V84ZM35 84V83H34ZM39 84V83H38ZM67 84V83H66ZM133 84V82H132ZM135 84V83H134ZM147 84L149 83H145L144 85H142L146 90L148 88ZM184 84V83H183ZM235 84V82H234ZM252 84V83H251ZM252 84V85H253ZM256 84V83H255ZM264 84V81L263 83ZM65 85V84H64ZM138 85V84H137ZM136 85V86H137ZM230 85V84H227ZM224 84V86L226 87V89H228V87ZM249 84H247L248 86ZM128 86V85H127ZM130 87L128 88V95L129 97L132 98V95L135 91L134 87H132V85H129ZM232 86V83H231ZM235 86V85H234ZM257 86V85H256ZM256 86H251L247 87L248 89H244V94L243 91L240 92V94L242 93L243 95H241L244 98V101L247 100L248 97H250L252 94L255 95L254 92H256ZM260 86V85H259ZM28 87V86H27ZM52 87V86H50ZM49 87V89L51 90V88ZM60 87V86H59ZM65 87V86H64ZM139 87V85H138ZM141 87V85H140ZM233 87V86H232ZM240 87V86H239ZM46 88V87H45ZM113 88V87H112ZM130 88V89H129ZM137 88V87H135ZM236 88V87H234ZM233 88V89H234ZM238 88V87H237ZM29 89V88H28ZM27 89V90H28ZM48 89V90H49ZM150 89V88H149ZM240 89V88H239ZM237 89V90H239ZM243 89H240L243 90ZM57 90V89H55ZM144 90V91H146ZM180 90L182 92V94L184 93L185 95H189L191 94V87L188 86V88L184 85H181ZM230 90V88H229ZM236 90V91H237ZM30 91V90H28ZM39 91V90H38ZM37 91V94H38ZM52 91V90H51ZM115 91V90H114ZM149 91V90H148ZM235 91V89L233 90ZM117 92V91H116ZM231 92V91H230ZM239 92V91H238ZM24 93V92H23ZM45 93V92H44ZM236 93V92H235ZM28 94V93H26ZM32 93H30L31 95ZM87 94V93H86ZM181 94V93H180ZM232 94V93H231ZM239 94V95H240ZM89 95V94H88ZM95 95V94H93ZM138 95V94H137ZM222 95H226V94H222ZM229 95V94H228ZM226 95V96H228ZM235 95V94H234ZM39 96V95H38ZM44 96V95H43ZM46 96V95H45ZM47 96H50V94L48 93ZM66 96V95H65ZM124 96V95H123ZM126 96V95H125ZM124 96V98H125ZM134 96V95H133ZM191 96V95H190ZM25 97V96H24ZM29 97V96H28ZM34 97V95H33ZM37 97V95H36ZM92 96H88V97H84V98H89ZM231 97V95L229 96ZM236 97L234 100L233 99H229L226 100L224 105L222 106L223 109L224 108H229L226 109V111H230L232 110L233 107H235L237 105L238 102V96L236 94ZM43 98V97H42ZM49 98V97H48ZM129 98V100L131 99ZM134 98V97H133ZM24 99V98H23ZM26 99V97H25ZM32 99V98H31ZM53 99V98H52ZM95 99H97L95 97ZM123 99V97H122ZM127 99V98H126ZM226 99V98H225ZM255 99V98H253ZM28 100V99H27ZM34 100V99H33ZM32 100V101H33ZM84 100V99H83ZM124 100V99H123ZM128 100V102H130ZM133 100V99H131ZM224 101V98L222 99ZM232 100L231 104L229 103V101ZM122 101V100H121ZM127 101V100H126ZM125 101V102H126ZM35 102V101H34ZM42 102V101H41ZM89 102V100H88ZM96 101L93 102V104ZM124 102V103H125ZM127 102V103H128ZM132 102V101H131ZM29 102H27L28 104ZM45 104H47V102H44ZM90 103V102H89ZM88 103V104H89ZM108 103V102H107ZM126 103V104H127ZM218 103V102H217ZM243 103V102H242ZM86 104V102L84 103V105ZM87 104V106H89ZM32 105V104H30ZM35 105V104H34ZM127 105H130L129 103ZM86 106V105H85ZM92 106V104H91ZM220 106V105H219ZM39 107V106H38ZM93 107V106H92ZM125 107V106H124ZM128 109V106H126ZM216 109V108H215ZM93 110V109H92ZM95 110V109H94ZM92 111L95 112V111ZM218 110V109H217ZM40 110H38L39 112ZM88 111V110H87ZM216 111V110H215ZM225 111V112H226ZM89 112V111H88ZM104 113H107L106 111H103ZM109 112V111H108ZM128 112V111H127ZM127 112L125 111L124 113L122 112L121 114H124L125 116L127 115ZM223 112V111H222ZM87 113V112H86ZM91 113V112H90ZM102 113V112H101ZM126 113V114H125ZM108 114V113H107ZM130 114V113H129ZM38 115V114H37ZM40 115V114H39ZM38 115V116H39ZM94 115V119H95V114ZM37 116V119H38ZM41 116V115H40ZM106 116V115H105ZM131 117V115H129ZM36 117V116H35ZM103 117V116H102ZM128 117V119L130 118ZM123 118L125 119V117L123 116ZM41 119V118H40ZM43 119V118H42ZM88 119V118H87ZM123 119V120H124ZM133 119V118H131ZM34 120V119H33ZM130 121V119H129ZM37 122V121H36ZM124 122V121H123ZM41 123V122H40ZM43 123V121H42ZM49 123V122H48ZM125 123V122H124ZM225 123L227 124V122L225 121ZM225 124V125H226ZM229 124V123H228ZM34 125V124H33ZM40 125V124H39ZM44 125V124H43ZM49 125V124H48ZM34 127V126H33ZM41 127V126H40ZM48 128V127H47ZM136 130V129H133ZM2 130H0V262H2L3 257H4V248H3V238L5 237V227H4V220H5V215L6 212L8 211L9 205L12 204V206H15V202L20 199H25V198H31L34 193H38L41 192L43 195L45 194L48 198H55L57 201L58 206L60 207V209H62V212L60 213L61 218H65L66 215L69 217L71 216V218H77L79 217V220H84V222H89L92 225H95V231L98 233V236H105L106 238L112 237L111 239L114 240L115 242L111 243V246L107 247V249H105L108 254H114V255H119V256H133V260L131 261L130 259V263L128 262V264H261V262L258 260L259 259V238L257 237V232L260 230L261 227H263L264 225H261L262 222L257 223V222H252L250 221H244V208L243 206H241L239 204V202L241 200H244V198H237L232 196V194H236L238 193L239 190L237 189H232V190H225V191H221L219 193H217V191L214 189H197L195 192V196L193 197H184L185 194L182 196V192L178 191L175 188H169L168 185H171L173 187L187 182V183H196V179L199 177H204L206 179V183L208 185H212V186H216L219 185L220 183L224 182V184H236L238 183V181H236V177H233L231 181H229V178H227L228 173H224L223 170H225L226 166L224 167L223 165H219V171H222L221 173H223L222 175L224 176V181H222L223 177L222 175L218 174L215 176L216 177H212L211 172H206L204 175H202V171L207 168V167H211L210 163L208 162H204V161H199V160H190V161H184V164L179 163L178 161H171L169 162L170 164L164 168V166L162 168L156 166V165H160V160L159 158H155L154 163L155 164H150L148 162H146L144 165H142L141 169L142 172H139L137 174L133 173V167L131 165V162L129 160V150L126 148V150L122 147H119L120 151H119V159L118 160H113V159H108L107 162L105 164H101V166L103 168H106L108 172L105 173H98L94 172L93 170H90V166L89 168H86L87 166L85 164L82 163L83 167L86 168L89 172L87 174V179H84L83 181V174H81L79 176V180L77 181L80 185V187L85 184L87 186H93L95 185L97 187V189H91V188H87L85 191H83L81 188L78 190L75 188H71L69 187L70 181L65 182L62 180V184L64 185L63 188L59 189V193L55 191V188L53 187L55 185V179L52 175H48L45 172H43L42 167L40 166L42 163L45 164L49 163L55 156H57L58 154L56 153V151L61 149H56L55 152L51 151V149L49 148V144H47V147L42 146V145H38L37 143H34L33 141H27V142H23L22 140H19L20 143V147L11 152L12 156H7V151L8 148L4 149L2 147L3 144V137H5L4 133L1 132ZM132 131V130H131ZM130 131V132H131ZM124 133V132H123ZM129 133V132H128ZM34 134V133H33ZM120 135V133H118ZM128 135V134H127ZM13 136V135H12ZM124 136V135H123ZM133 136V135H132ZM14 137V136H13ZM18 137V136H17ZM118 137V136H117ZM122 137V135L120 136ZM131 137V135H130ZM129 137V138H130ZM11 138V137H10ZM15 138V137H14ZM28 138V137H27ZM123 139V138H122ZM127 139V138H126ZM225 139V138H224ZM5 140V139H3ZM11 140V139H10ZM134 140V139H133ZM20 141H22L23 143H21ZM131 141V140H129ZM137 141V140H136ZM135 141V142H136ZM7 142V141H6ZM15 142V141H14ZM43 142V141H42ZM48 142V141H47ZM138 142V141H137ZM5 143V142H4ZM8 143V142H7ZM6 143V144H7ZM10 143V142H9ZM46 143V142H45ZM44 143V144H45ZM123 143V142H122ZM5 144V145H6ZM41 144V142H40ZM65 144V143H64ZM63 144V145H64ZM113 144V143H112ZM138 144V143H137ZM11 145V144H9ZM9 145H7L9 147ZM13 145V144H12ZM59 145V144H58ZM57 145V146H58ZM110 145V144H109ZM107 145V146H109ZM141 145V144H139ZM17 146V145H16ZM56 146V147H57ZM105 145V148H102V152L104 153V155H106L108 157V155H113V153L111 152V146L107 147ZM52 147V146H50ZM54 147V146H53ZM60 147V146H59ZM64 147V146H63ZM15 148V147H14ZM90 148V147H88ZM94 148V147H92ZM99 148V147H98ZM97 148V149H98ZM55 150V149H54ZM88 150H92V149H87ZM100 150V148H99ZM100 150V151H101ZM10 151V149H9ZM65 151V150H64ZM82 151V150H81ZM16 152V154H14ZM74 152V151H73ZM72 152V153H73ZM140 153L143 154L145 156V161L149 160L150 156L152 155L150 150H147L146 152H144L142 150H140ZM61 154H64V152ZM60 154V156H62ZM68 153H66L67 155ZM11 155V154H9ZM75 155V154H74ZM89 155V154H88ZM87 155V157H88ZM115 155V153H114ZM148 155V156H147ZM91 156V155H89ZM75 157V156H74ZM78 157V155H77ZM79 158V157H78ZM81 158V157H80ZM91 158V157H90ZM93 159V158H92ZM54 160V159H53ZM65 159H63L64 161ZM76 160V159H75ZM39 161V162H37ZM60 161L62 162L61 158ZM69 161V160H67ZM65 161V162H67ZM79 161H83V159H80ZM54 162V161H53ZM56 162V160H55ZM60 162V163H61ZM92 162V161H91ZM64 163V162H63ZM69 163V162H68ZM97 164V163H96ZM88 165V164H87ZM216 164H214L213 166H215ZM249 165V164H248ZM47 166V165H46ZM93 166V165H92ZM91 166V167H92ZM97 166V165H96ZM100 166V165H99ZM34 167V169L31 170V168ZM49 169V165L47 166ZM64 167V165H63ZM66 167V166H65ZM64 167V168H65ZM98 167V166H97ZM68 169V167H67ZM70 169V168H69ZM118 169H121L122 172H120V174H118ZM218 169V167L216 168V170ZM65 170V169H64ZM54 171V170H53ZM63 172V171H62ZM67 172V171H64ZM94 172V173H93ZM102 172V171H101ZM66 173L63 175V179L66 180L68 177H70L68 180H72L73 177L69 176L67 177ZM249 173V172H248ZM56 174V173H55ZM62 175V174H61ZM73 175V174H71ZM185 175H188V179L184 178ZM76 176V175H75ZM121 176V177H120ZM214 176V175H213ZM250 176V175H248ZM252 176V175H251ZM134 177L136 178V181H134ZM217 177H220L222 180L217 179ZM229 177V176H228ZM76 178V177H75ZM120 178H122L121 180H123L122 188L117 187L116 188V184L118 185L120 182ZM213 178V179H212ZM246 178V177H245ZM255 178V177H253ZM238 180V179H237ZM254 180V179H253ZM67 181V180H66ZM241 181V180H240ZM239 181V184H240ZM256 182V180H255ZM73 183V182H72ZM116 183V184H115ZM136 184L138 186H136ZM214 184V185H213ZM72 185V184H71ZM76 185V186H78ZM58 186V185H57ZM75 186V185H73ZM120 186V185H119ZM146 186V188H141ZM153 186V187H152ZM151 187V188H150ZM59 188V187H58ZM170 191V192H169ZM171 193V194H167V195H171L172 197H174V199L176 201H174L172 204L167 205L164 204V200L162 199V196L158 194H163V193ZM157 194V195H155ZM186 194H189V191L186 192ZM218 194H223L224 196H219ZM228 194V195H227ZM91 195V197H90ZM212 195L216 196V197H212ZM92 200L93 205H86L85 202L87 200ZM247 198H245L246 200ZM187 201V203H181L178 201ZM239 200V201H238ZM210 202V201H215V202H220V203H224L227 202V204L229 205H217L215 207H213L212 210H215L214 212L210 211V213H187L185 212L184 209H187L188 211H191L194 207V204L189 203V202ZM238 202L237 204H232L231 202ZM26 202V201H24ZM18 203V202H17ZM82 203V204H81ZM23 204V203H22ZM209 209V205H203V209ZM230 210H232V212H229ZM179 211H183L185 213H180ZM195 215V217L197 216V218H213V220H202L199 222H189V221H184L182 220L184 216H186L188 218V216L190 215ZM191 215V216H192ZM67 217V218H68ZM228 218V220H225V218ZM57 218V215H50L47 216L48 220H52L54 221V219ZM194 218V217H193ZM231 218H235V219H231ZM78 220V218H77ZM53 223V222H51ZM264 223V222H263ZM79 224V222H78ZM84 224V223H83ZM83 226V225H82ZM80 227V226H79ZM89 227V226H88ZM87 227V229H88ZM91 227V226H90ZM94 227V226H92ZM50 228V227H48ZM84 228V226H83ZM86 229V228H85ZM86 229V230H87ZM92 230V229H91ZM90 232V231H89ZM95 233V232H94ZM256 233V236H249L251 234ZM33 234L42 238L41 240H43L44 238H49L51 233L49 232V229L47 228H40L37 231L35 230V232H33ZM97 235V234H96ZM93 236V235H92ZM114 238V239H113ZM44 239V240H45ZM111 242V241H110ZM104 250V251H105ZM251 250H257L258 252L256 253H251ZM38 251V249H37ZM105 251V252H106ZM106 252V253H107ZM47 254V252L45 253ZM30 255V254H29ZM28 255V256H29ZM37 255V254H36ZM56 255V254H54ZM47 256V255H46ZM38 257V255L36 256ZM35 257V259H36ZM42 257V255L40 256ZM55 257V256H53ZM57 257V256H56ZM50 258V257H49ZM59 258V257H58ZM53 260V259H51ZM57 261V259H55ZM32 261V260H31ZM34 261V260H33ZM36 261V260H35ZM39 261V260H38ZM54 261V260H53ZM42 262V261H40ZM49 262V260H48ZM47 262V264H49ZM58 262V261H57ZM31 263V262H30ZM39 263V262H38ZM46 263V262H45ZM60 263V262H58ZM65 263V262H64ZM67 263V262H66ZM71 263V262H70ZM73 263V261H72ZM32 264V263H31ZM43 264V263H41ZM51 264V263H50ZM68 264V263H67Z\"/></svg>",
	"mask_w": 264,
	"mask_h": 264
},
{
	"label": "crops",
	"instance_id": "3",
	"mask_svg": "<svg viewBox=\"0 0 264 264\" xmlns=\"http://www.w3.org/2000/svg\"><path fill=\"white\" fill-rule=\"evenodd\" d=\"M15 7L6 10L16 11ZM11 14L0 13V18ZM33 34L34 42L38 35L35 37V31ZM179 84L177 80H166L150 84L141 93L137 107L139 128L154 144L264 167V104L259 99L248 97L246 107L243 103L229 117L232 123L226 124L228 116L221 106L222 100L182 94Z\"/></svg>",
	"mask_w": 264,
	"mask_h": 264
},
{
	"label": "built area",
	"instance_id": "4",
	"mask_svg": "<svg viewBox=\"0 0 264 264\" xmlns=\"http://www.w3.org/2000/svg\"><path fill=\"white\" fill-rule=\"evenodd\" d=\"M242 102H244V98L241 95H239L238 96V102H237V105L235 107L239 106ZM226 114L228 116H230L231 115V112L230 111H226Z\"/></svg>",
	"mask_w": 264,
	"mask_h": 264
}]
</instances>
